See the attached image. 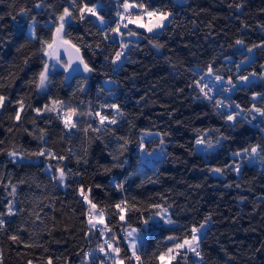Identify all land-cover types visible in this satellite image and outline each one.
Returning <instances> with one entry per match:
<instances>
[{
	"label": "trees",
	"instance_id": "1",
	"mask_svg": "<svg viewBox=\"0 0 264 264\" xmlns=\"http://www.w3.org/2000/svg\"><path fill=\"white\" fill-rule=\"evenodd\" d=\"M123 2L0 0V264H114V255L160 264L176 242L169 237L190 238L203 223L200 256L182 253L171 264H264V124L251 117V108L264 110V0H128L171 16L155 35L128 28L120 36L112 29ZM85 5L103 27L86 12L80 19ZM65 8L72 16L60 37L92 71L66 81L55 70L38 92L43 52ZM248 49L252 61L237 70ZM209 68L233 82L257 79L212 93L200 76ZM73 109L67 130L60 115ZM145 131L158 136L143 141ZM199 138L212 147L197 152ZM141 145L164 154L140 173ZM84 196L102 212V227L85 220ZM162 209L172 225L158 217ZM127 228L147 233L139 261L123 242Z\"/></svg>",
	"mask_w": 264,
	"mask_h": 264
},
{
	"label": "snow or ice",
	"instance_id": "2",
	"mask_svg": "<svg viewBox=\"0 0 264 264\" xmlns=\"http://www.w3.org/2000/svg\"><path fill=\"white\" fill-rule=\"evenodd\" d=\"M123 8H124V12L127 13V16H125L124 14L122 13H118L117 15L120 16V20L121 21H124L125 19H127V23H124L123 24V27L127 28L128 27V24H134L136 25L137 27L139 28H143V29H146L148 32H153L155 29H159V28H163L164 27V22L166 20L169 19V17L171 16V13L168 12V11H165V10H161V9H154V10H148L143 4H132V3H129L128 0H124V3H123ZM140 8L141 9V12L139 14H136V15H133L132 12L130 11V9H133V8ZM80 13H81V16H80V19H84V13L87 12L91 15H97V12H96V9L95 8H90V7H87L86 5L82 8L79 9ZM72 16V13L69 12V10L67 8L64 9V12L62 15L59 16V25L58 27L56 28V32L54 34V37H53V41L52 43H48L47 44V47L49 49H52L53 48V45L56 43V39L57 37H60V34L63 32V29H64V24L66 22V17H71ZM145 17H147V19H145ZM98 19H101V22H103L102 20V17H98ZM120 27H121V24L118 23L117 24V27L112 29L113 32H119L120 30ZM129 35H135L134 32H132L131 30L129 31ZM61 39V43L63 44H68L69 42L67 40H63L62 37H60ZM243 42L242 41H237V44H242ZM72 47H75L74 45ZM122 47H127V45H122ZM157 47H159V45H157ZM78 51V49H77ZM249 52L252 51V49H248ZM46 55H51V53H46ZM122 55V53L118 52L116 54V60H119L120 59V56ZM115 62V61H114ZM80 63H82L84 65V71L85 72H90L92 71L91 68H89V66L84 63L83 60L80 61ZM47 65H45V68H44V71L40 72L39 74V85L38 87H42L44 86L45 84V81L47 80ZM67 70V69H66ZM212 69L209 68V73H211ZM217 80H221L222 78L217 76L216 77ZM241 80H244V81H247L248 80V77L247 76H241L240 77ZM229 83H231V81H229ZM205 87H207V85H205ZM211 89H209L210 91ZM201 91L203 92L204 91V88H201ZM205 96H207V92L204 93ZM3 101H4V97L0 96V106H2L3 104ZM219 103V102H217ZM111 107L115 108L116 105H111ZM238 107V106H237ZM49 110H52V109H49ZM256 112H259L262 116H264V110H261L259 108H256L255 109ZM76 112L75 110H70L69 112L65 113V127H75V124L72 123V116L75 115ZM97 115H99V113H97ZM16 119H19V113H17V116H16ZM107 119V117L105 116H100V121L101 123H103L105 120ZM228 120H233L234 117L232 115H229L227 117ZM110 123H116V121L113 119L111 121H109ZM204 140L203 139H197L196 140V144L197 145H201V144H204ZM207 147L211 148L212 145L211 143L209 142ZM245 151L247 152L248 150L245 149ZM257 152V147H252L251 148V153L255 154ZM43 153H38V155H42ZM10 155H14V153H10ZM237 155H239V153H237ZM61 159H63V157H61ZM215 171L219 172L220 169H215ZM64 172L63 170H60V179L63 180L64 178ZM13 191H15V189L13 188ZM81 194L83 195V192H81ZM84 199L85 200H88V197L87 196H84ZM120 205H117V208H119ZM159 207V206H157ZM92 208H95V205H92ZM9 211L11 212V209H9ZM162 211H166L164 209H162ZM102 215V214H101ZM159 215V213H158ZM163 219V217H161ZM121 219L123 220L124 217L121 216ZM99 223H103L102 219L100 221H98ZM166 223H173V221L171 219H167L165 220ZM145 224H148V220H145L144 221ZM0 224H3V221L0 220ZM89 224H92L93 227H95V224H93V219L90 218L89 219ZM204 227L203 224H201L199 227H196V226H193L192 229H191V236L190 238L189 237H185L183 240H177L176 237H169L168 239L170 240H173V241H176L173 245V247H170L167 249L166 252L164 253H161L158 257V259L161 261V264H164L166 258H167V261H168V264H171V261L175 260L177 258V256H179L181 254V252L183 250H187L188 252H193L195 253L196 256H200V252L197 250L199 248V236L197 235L200 230ZM136 230L133 229V232H135ZM128 236H132V232H129L128 233ZM12 240H17V237L16 236H12L11 237ZM107 243V241L105 242ZM129 247L132 249V256L135 257V259L137 261L140 260V257L136 255V244H135V241L133 240ZM108 248H110L112 250V252L116 253L117 256L120 252V249L119 247H115L113 248L111 244H108ZM100 251H104V248L101 247L100 248ZM186 258V256H185ZM49 264H51V262H49ZM116 264H122V261H119L118 259L116 260Z\"/></svg>",
	"mask_w": 264,
	"mask_h": 264
},
{
	"label": "rangeland",
	"instance_id": "3",
	"mask_svg": "<svg viewBox=\"0 0 264 264\" xmlns=\"http://www.w3.org/2000/svg\"><path fill=\"white\" fill-rule=\"evenodd\" d=\"M175 1H178V2H180V0H175ZM124 3V2H123ZM123 5V4H122ZM130 11L132 12V14L133 15H136V14H139L140 12H141V9H139L138 7L137 8H133V9H130ZM120 13H122V14H124L125 16H127V13H125L124 12V8H123V6H121V8H120ZM86 14L88 15V16H90L93 20H94V23L98 26V27H103V25L105 24V21L103 20V22H101V19H98V17L99 16H97V15H91V14H89V13H87L86 12ZM66 19V22H65V24L68 22V17H66L65 18ZM145 19H147V17H145ZM169 20V19H168ZM168 20H166L165 22H164V27H165V25L168 23ZM59 23H60V21H59V19L57 20V22H56V27H55V30H54V34H55V32H56V28L58 27V25H59ZM118 23H120L121 24V27H120V30H126V29H128V28H133L134 30H136V31H139V32H141V33H144V34H146V35H155L156 33H158V32H160L163 28H159V29H155L153 32H148L146 29H143V28H139V27H137L136 25H134V24H128V27L127 28H125V27H123V24L124 23H127V19H125L124 21H121L120 20V16H119V22L117 21V24ZM64 24V25H65ZM119 30V31H120ZM118 35H120L121 36V32H116ZM26 34L29 36V37H33V23H31L30 25H29V27H28V29L26 30ZM240 46H241V44H239ZM261 46H264V42H262V43H260L259 44V46L258 47H261ZM44 54H43V56H44V65H43V69H42V71H44V68H45V65H47L48 67H47V77H48V75H49V73H51V72H53V71H55V70H58V69H60V70H62L63 72H66V69H67V65H66V63H65V61L64 60H56V59H54L53 57H52V53H51V49H49L48 47H46L45 48V50H44V52H43ZM46 53H51V55H46ZM247 59L245 60V61H243V62H240V63H238V65H237V70H239L241 67H243V66H245V65H247L249 62H251L252 61V59H253V49H252V51L251 52H249L248 50H247ZM201 81H202V83H203V85H204V87H205V85H207L210 89H211V91H212V93H215V92H217L218 91V89H219V92H224V93H226V94H229V93H231L232 92V90L235 88V86H237V85H242V84H246L247 82H250V81H254V80H256L257 79V76H255V75H253V74H249L247 77H248V80L247 81H244V80H241L240 79V77L241 76H238L237 78H236V81L235 82H233L231 79H221V80H217L216 79V77L217 76H214V75H212L211 73H209V71H204V72H202L201 73ZM261 78H263L264 79V68H262V74H261ZM40 79V78H39ZM229 81H231V83H229ZM46 84H47V80L45 81V84H44V86H42V87H38V92H40V91H42V90H44L45 88H46ZM38 85H39V80H38ZM254 99L256 100L257 99V97H254ZM225 109H226V111L230 114V115H232L233 117H235L234 115H233V113H231V110L228 108V107H225ZM255 107H253V108H251V117L252 118H254V119H256V120H258V121H260V122H262L263 124H264V116H262L259 112H256L255 111ZM261 110H263V109H261ZM239 113H241V111H239ZM61 119H62V121H63V124L65 125V119H66V117H65V113H61ZM72 123H73V121H74V119H75V116H72ZM229 122H231L230 120H228ZM99 122L101 123V121H100V118H99ZM104 123H108V121H104L103 123H101V124H104ZM71 127H66V129L67 130H69ZM263 135H264V125H263ZM158 135H157V133H155V132H148V131H145V132H142L141 133V139L143 140V141H147V140H150L152 137H157ZM200 139V138H199ZM208 143H209V141L208 142H206L205 141V143L204 144H201V145H197V144H195V149H196V151L197 152H200V153H203L204 151H206L207 149H209V147H207V145H208ZM163 154H164V149L161 147V146H159V147H156V148H154V149H152V150H149V151H146L145 150V148H144V145H141V148H140V151H139V155H140V164H139V167H138V172H143V170L145 169V167L146 166H149V167H151V165L153 164V162L154 161H156L157 159H160L162 156H163ZM242 155H245V153H243ZM238 157H240L241 155L239 154V155H237ZM253 156H254V154L253 153H250L249 155H247V156H244V158L246 159V162H247V164H251V163H253V161H254V159H253ZM12 160H21L20 159V157L19 156H17V155H10L9 156ZM236 167V171L239 169V165H237V166H235ZM214 174L215 175H217L218 174V172H214ZM63 181H64V178H63V180H59V185H62L63 184ZM84 203H85V205H86V207L88 208V209H92L93 211H96L94 208H92V206L90 205V203H89V201L88 200H84ZM97 212V215H94L93 216V224H95V227H98V226H101V225H103V223H104V218H103V214H102V212H100V211H96ZM102 214V215H101ZM121 216H123V215H121ZM121 216H120V219H121ZM158 217L164 222V223H166L165 222V220H167V215H166V213L164 212V211H161L160 212V214L158 215ZM161 217H163V219L161 218ZM102 219V221H103V223H99L98 221H100ZM169 219V218H168ZM122 220V219H121ZM123 221V220H122ZM167 225H172V223L171 224H169V223H166ZM90 225V227H93L92 226V224H89ZM203 225H204V227L200 230V232L197 234L198 236H199V238H200V235H201V232H202V230L204 229V228H206V226H207V223H203ZM133 229H135V228H127V229H125L124 230V236H123V242L125 243V245H126V247H127V250H128V253L130 254V256L131 257H133L132 256V249L129 247V245H130V243L134 240V241H136V231L135 232H133ZM129 232H132V236H128V233ZM109 251H110V253H112V254H114V252H112V250L109 248ZM187 250L185 249V250H183L182 252H181V254L182 253H185ZM188 253H190V254H192V256L194 257V258H197V256L195 255V253H193V252H188ZM113 261H114V264H116V260L118 259L119 261H121L119 258H117L115 255L113 256ZM160 261V260H159ZM122 264H123V262H122ZM160 264H161V261H160ZM164 264H168V261H167V258H166V260H165V262H164Z\"/></svg>",
	"mask_w": 264,
	"mask_h": 264
},
{
	"label": "water",
	"instance_id": "4",
	"mask_svg": "<svg viewBox=\"0 0 264 264\" xmlns=\"http://www.w3.org/2000/svg\"><path fill=\"white\" fill-rule=\"evenodd\" d=\"M51 53L54 59L65 61L67 65L66 81L74 76L87 77L90 74V72L84 71V65L80 63L82 60L81 56L76 48L72 47L70 43H61L60 37H57L56 43L51 49Z\"/></svg>",
	"mask_w": 264,
	"mask_h": 264
},
{
	"label": "built area",
	"instance_id": "5",
	"mask_svg": "<svg viewBox=\"0 0 264 264\" xmlns=\"http://www.w3.org/2000/svg\"><path fill=\"white\" fill-rule=\"evenodd\" d=\"M94 215H97V212L96 211H93L92 209H89L87 212H86V215H85V220L86 221H89L90 218L93 219V216ZM204 231V230H202ZM102 232H104V230L102 229ZM136 247L138 249L139 246H141L142 244L145 243L146 241V238H147V233L145 230H143V228H139L137 231H136Z\"/></svg>",
	"mask_w": 264,
	"mask_h": 264
},
{
	"label": "bare ground",
	"instance_id": "6",
	"mask_svg": "<svg viewBox=\"0 0 264 264\" xmlns=\"http://www.w3.org/2000/svg\"><path fill=\"white\" fill-rule=\"evenodd\" d=\"M121 244H122V242H121ZM117 246V245H116ZM125 247V246H124ZM121 248V247H120ZM126 252H127V250H126Z\"/></svg>",
	"mask_w": 264,
	"mask_h": 264
}]
</instances>
